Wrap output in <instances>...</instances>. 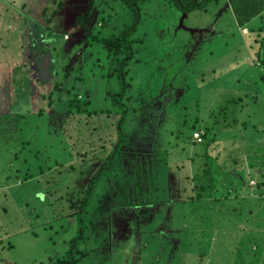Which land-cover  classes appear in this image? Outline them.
<instances>
[{
  "label": "rangeland",
  "instance_id": "374dc122",
  "mask_svg": "<svg viewBox=\"0 0 264 264\" xmlns=\"http://www.w3.org/2000/svg\"><path fill=\"white\" fill-rule=\"evenodd\" d=\"M228 1L187 14L171 0L142 6L136 34L143 48L129 69L138 110L124 128L115 173L102 176L90 199L77 264H264V64L245 69L248 63L238 58L241 47L254 54L257 30L248 37ZM117 2L0 0V264H54L77 235V200L105 163L119 116L78 124L57 115L38 121L34 111L51 87L50 51L55 62L75 65L87 26L98 30L106 15L102 32L120 28ZM88 11L82 26L78 16ZM258 20L256 26L264 24ZM60 34L64 43L53 48ZM251 94L256 100L248 104ZM238 96L244 99L227 103ZM219 105L231 106L239 119L254 107L257 128L240 122L228 128L232 115H220L222 131L208 148L219 182L194 200L196 182L206 183L202 157L192 160L202 146L174 131L194 116L210 123L209 109ZM64 128L72 131V152L62 151Z\"/></svg>",
  "mask_w": 264,
  "mask_h": 264
},
{
  "label": "trees",
  "instance_id": "16d2710c",
  "mask_svg": "<svg viewBox=\"0 0 264 264\" xmlns=\"http://www.w3.org/2000/svg\"><path fill=\"white\" fill-rule=\"evenodd\" d=\"M100 1L101 0H88V3L96 4ZM117 1L121 7L120 28L112 29L111 33H106L105 31L102 32L101 28L104 26L103 23H105L106 15L101 17V24L98 26V30L90 32L91 28L89 26L86 28L84 27L86 44L83 47L82 53L76 55L75 65L69 67L67 62H64V64H59L58 61L55 62L52 51H50L52 56H50L51 58L49 60L51 67L50 76H52L51 87L41 95L42 103L34 111V115L37 117L38 121H40L39 117L47 118L57 115L60 119L62 117L74 118L78 124L81 123L82 118L87 120L92 116L100 114L110 116L116 114L119 116V118H117V130L115 131L116 139L113 141L111 140L113 143L111 151L108 153L105 163L96 170L93 177L88 182L82 196L77 200V235L70 240L66 257L57 260L54 264H77L78 257H82L81 255L84 254L83 250H81V244L85 240L84 234L86 224L88 223V220L85 221L84 216L89 210L90 199L95 190H97L96 188L102 176L108 172L115 173L114 162L119 159L121 154H123L124 146L127 141V135L124 128L130 120V115L138 110V107L136 106L137 103L134 101L136 97L134 98V95L131 93L133 80L131 76L129 77V69L130 63L134 59V55L143 48V40L140 36L138 37L136 32L141 23L142 6L150 0ZM171 1L174 9L178 8L182 13L187 14L194 11H208L210 5L215 6L220 0ZM228 3L231 5L235 24L249 29L248 37L252 38L251 32L257 30L253 37V41L251 40L252 43L250 42L252 53L254 54L250 57L249 51L246 48L241 47L238 51H241L243 55L238 58H242L243 61L248 63V66L245 67V69H251L254 63L257 66L263 65L264 24L260 22V25L256 26L258 23H255V21L260 17H263L261 19H264V0H229ZM111 9L112 7L110 10ZM113 9L116 10V8ZM228 10L229 8L225 9V11ZM89 15L90 11H88L85 16L79 15L80 24L84 22L85 19L89 21ZM261 19L258 21H261ZM83 25L84 23H82V26ZM95 27L96 26H94V28ZM36 29L41 30V27L35 28V30ZM38 33L39 32H36L33 35ZM53 34L58 33L48 32V35L50 36ZM60 35V41L54 39L53 48H57V43H64V37L62 34ZM233 35H237V32L235 31ZM32 41L36 42L37 37L33 36ZM73 49L74 47L72 50ZM59 50L64 52V56L66 57L65 60L71 57V52L64 50L62 45ZM234 53L235 54L233 55L236 56L237 52ZM64 56H62V58ZM52 58L54 59L55 64L53 63ZM238 58L236 57L237 60ZM93 72L95 74H93ZM99 98L102 100L100 99V101ZM242 98L244 99V97L238 96V98L228 99L227 103H230V101H240ZM245 98H248L249 104L253 100H256V95L251 94ZM139 99L143 102L145 101L142 98ZM240 105H242V102H240ZM230 107L231 106L229 105H219L218 107L212 106L209 109L210 123L203 124L200 116H194V119L192 120L184 119L174 131L177 138L180 139V137H183L184 140L188 141V145L198 144L203 148L200 149L199 153L194 150V153L196 154L192 157V160L194 161L196 156L202 157V164L204 166L202 174H204L206 178V183L196 182L195 187L198 188V192L194 200H200L205 197L207 190L208 195H210V193L212 194V191H215L213 189L216 188L219 182V177L216 172L217 169L215 168V170H212L214 169L212 167V161L214 158L208 152V148L212 143L218 140L217 135L222 130H220L217 125H219L221 120L231 114L232 117L230 120L227 119L226 127L233 128L238 126V123L240 122L243 124L244 129H248L250 126L257 128L256 125L258 123H252V120L258 116V111L254 107H252L249 112L247 110V118L243 116L241 119H239L240 116H237L235 109L228 111V108ZM221 114L223 115V118L220 117ZM195 132H199L201 141L195 139ZM63 133L64 135H67L68 143L64 145L66 147L62 146V151L72 152L71 148L75 147V141H72V131H69V128H64ZM0 135L1 137L5 136L2 132H0ZM106 141L108 142V139ZM19 174V170H17L15 175L16 180L20 177ZM196 178L197 176H194V180H196ZM230 185H228V188L231 187ZM260 186L263 187V184L261 183ZM258 196L259 195H257V197ZM260 196L263 195L260 194ZM225 197L228 196H224V198ZM70 206L73 207L72 201Z\"/></svg>",
  "mask_w": 264,
  "mask_h": 264
},
{
  "label": "built area",
  "instance_id": "2783aa9c",
  "mask_svg": "<svg viewBox=\"0 0 264 264\" xmlns=\"http://www.w3.org/2000/svg\"><path fill=\"white\" fill-rule=\"evenodd\" d=\"M194 137H195V139H197L198 141H201V138H200V134H199V132H195V133H194Z\"/></svg>",
  "mask_w": 264,
  "mask_h": 264
},
{
  "label": "crops",
  "instance_id": "0c3cea01",
  "mask_svg": "<svg viewBox=\"0 0 264 264\" xmlns=\"http://www.w3.org/2000/svg\"><path fill=\"white\" fill-rule=\"evenodd\" d=\"M230 7H231V5H230Z\"/></svg>",
  "mask_w": 264,
  "mask_h": 264
}]
</instances>
